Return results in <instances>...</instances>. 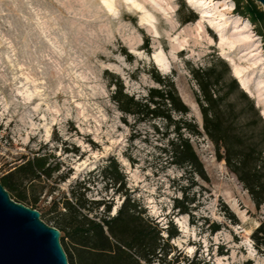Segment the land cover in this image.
Segmentation results:
<instances>
[{
    "label": "rangeland",
    "instance_id": "1",
    "mask_svg": "<svg viewBox=\"0 0 264 264\" xmlns=\"http://www.w3.org/2000/svg\"><path fill=\"white\" fill-rule=\"evenodd\" d=\"M15 3L12 15H0V176L37 152L52 155L60 169L42 182L41 219L53 226L45 216L53 199L79 187L88 200L112 203V216L129 196L163 237L176 228L168 260L264 264V245L253 237L264 207L218 159L191 74L217 59L231 74L241 69L264 118V16L253 20L251 13L256 7L264 15L263 7L255 0ZM188 18L196 20L185 24ZM156 75L174 81L187 115L173 112L170 123L120 110V87L146 102L150 89L161 87ZM185 120L201 134H191ZM186 139L195 167L173 154V143ZM112 161L123 184L104 178Z\"/></svg>",
    "mask_w": 264,
    "mask_h": 264
},
{
    "label": "trees",
    "instance_id": "2",
    "mask_svg": "<svg viewBox=\"0 0 264 264\" xmlns=\"http://www.w3.org/2000/svg\"><path fill=\"white\" fill-rule=\"evenodd\" d=\"M238 11L241 12L239 6ZM251 13L253 20L264 16L256 7ZM195 20L188 18L183 22ZM191 74L198 86L195 98L203 116L204 132L214 143L218 159L225 161L256 207H264V118L260 110L232 76L226 61L217 59L206 67L191 68ZM155 81L161 87L151 88L146 102L135 100L120 87L114 95L120 110L139 117H162L170 123L173 112L187 115L190 110L178 95L174 81L159 75ZM184 127L191 134H201L191 121L185 120ZM173 151L177 158L187 155L186 163L191 167L198 163L188 139L173 143ZM51 159V154L37 152L0 176V183L13 200L39 210L42 182L52 180L60 169L59 163L53 164ZM118 167L112 161L104 170V178L111 186L124 182ZM81 189H73L70 197L54 198L45 212L53 227L61 232L69 264H179V258L174 262L168 260L173 251L170 239L178 235L175 227L165 238L161 229L144 216L140 202L132 197H126L112 216V203L88 200ZM180 203L177 205L182 213H189L190 208ZM253 237L264 245V221ZM186 264L209 263L193 259Z\"/></svg>",
    "mask_w": 264,
    "mask_h": 264
},
{
    "label": "water",
    "instance_id": "3",
    "mask_svg": "<svg viewBox=\"0 0 264 264\" xmlns=\"http://www.w3.org/2000/svg\"><path fill=\"white\" fill-rule=\"evenodd\" d=\"M255 2L264 9V0ZM60 237L38 210L13 200L0 183V264H69Z\"/></svg>",
    "mask_w": 264,
    "mask_h": 264
},
{
    "label": "clouds",
    "instance_id": "4",
    "mask_svg": "<svg viewBox=\"0 0 264 264\" xmlns=\"http://www.w3.org/2000/svg\"><path fill=\"white\" fill-rule=\"evenodd\" d=\"M8 9H16L15 0H0V15H12L13 12Z\"/></svg>",
    "mask_w": 264,
    "mask_h": 264
},
{
    "label": "bare ground",
    "instance_id": "5",
    "mask_svg": "<svg viewBox=\"0 0 264 264\" xmlns=\"http://www.w3.org/2000/svg\"><path fill=\"white\" fill-rule=\"evenodd\" d=\"M161 69H162V71H165L163 66H161ZM233 74H234L235 78L239 81L240 87L245 92H249L250 88H249L248 80L243 77L242 70L241 69H235V67H234Z\"/></svg>",
    "mask_w": 264,
    "mask_h": 264
},
{
    "label": "built area",
    "instance_id": "6",
    "mask_svg": "<svg viewBox=\"0 0 264 264\" xmlns=\"http://www.w3.org/2000/svg\"><path fill=\"white\" fill-rule=\"evenodd\" d=\"M0 172H1V164H0Z\"/></svg>",
    "mask_w": 264,
    "mask_h": 264
}]
</instances>
